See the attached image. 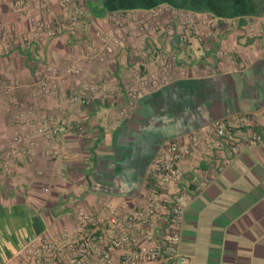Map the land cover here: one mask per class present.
Returning <instances> with one entry per match:
<instances>
[{
    "label": "crops",
    "instance_id": "crops-1",
    "mask_svg": "<svg viewBox=\"0 0 264 264\" xmlns=\"http://www.w3.org/2000/svg\"><path fill=\"white\" fill-rule=\"evenodd\" d=\"M49 1L47 17L54 19L57 0ZM74 2L82 10L76 38L61 33L23 46L40 12L30 5L19 12L0 5V17L12 30V39H0V147L21 137L9 171L0 168V264H17L31 239L71 229L79 209L135 206L147 190L153 157L170 142L243 113H256L264 123V0ZM162 5L207 14L220 25L211 38L194 37L184 49L175 35L140 36L137 18L147 20ZM115 14L131 19H124L122 37L106 61L97 63L94 50L119 29L111 19ZM251 28L257 34L248 35ZM142 38L147 49L155 43L176 52L183 74L131 100L122 87L146 65L147 55L134 57ZM44 62L82 71L50 96L38 97L33 86ZM102 69L107 85L93 98L88 87ZM71 92L92 102L70 105L65 99ZM44 115L60 129L52 144L37 133ZM179 252L184 260L178 264H264V141L241 151L200 194L188 197Z\"/></svg>",
    "mask_w": 264,
    "mask_h": 264
},
{
    "label": "built area",
    "instance_id": "built-area-1",
    "mask_svg": "<svg viewBox=\"0 0 264 264\" xmlns=\"http://www.w3.org/2000/svg\"><path fill=\"white\" fill-rule=\"evenodd\" d=\"M2 4L18 12L27 5L35 6L40 12L30 22L28 35L20 46L24 41L40 44L46 38L61 33L72 38L78 35L82 10L74 0H57L59 11L54 19L47 17L51 12L49 0H0ZM167 12L174 18L179 16L177 25L167 23L164 32L169 36L175 35L180 49L192 46L194 37L191 34H196V39L201 41L202 35L211 37L220 25L207 14L162 5L150 10L146 14L147 20L137 18L140 31L150 33L157 30L152 22L154 17ZM111 19L119 29L113 37L103 39L99 50H94L97 63L105 62L112 53L118 38L122 37L124 19L130 20L131 17L115 14ZM201 29L206 31L202 33ZM254 34H257L255 29L248 30V35ZM6 36L12 39V30L5 26L0 17V39ZM140 43L134 55H147L146 65L135 70L132 79L122 87L126 98L131 100L142 91L165 86L177 74H183L181 67H177L176 54H172L170 59L165 58L164 53L168 52L165 45L156 46L153 43V47L147 49L143 38ZM10 47V42L5 44L6 50ZM81 71L79 67L59 70L44 62L41 77L33 86V91L38 97H48L61 83ZM97 75L98 80L88 87L93 98L99 97L100 87L107 85L108 73L102 69ZM65 100L70 105L80 106L92 102L91 98L73 92ZM23 106L27 108V113L33 111V106L19 105L20 108ZM23 117L25 113L21 112L18 118L21 120ZM260 118L256 113L226 117L203 125L184 139L170 142L153 157L147 190L135 206L119 210L107 204L101 209H79L71 229L24 243L17 264H178L184 260L179 252V241L188 197L200 194L241 151L264 141V123ZM52 121L49 116H41V124L37 128V133L50 144L60 133L57 126H52ZM20 138L14 135L9 145L0 147V168L4 172H8L14 162V145ZM30 145L36 147V142ZM49 153L52 157L57 156L55 150ZM185 162L189 163L188 168L183 166Z\"/></svg>",
    "mask_w": 264,
    "mask_h": 264
},
{
    "label": "rangeland",
    "instance_id": "rangeland-1",
    "mask_svg": "<svg viewBox=\"0 0 264 264\" xmlns=\"http://www.w3.org/2000/svg\"><path fill=\"white\" fill-rule=\"evenodd\" d=\"M168 13L169 12L164 13V14L161 13L162 16L154 17V20L152 22H153V24L155 26H157V30L155 29V30H153L150 33H147V32H145V33L143 32L142 33V31H140L137 23L134 26L135 27L137 26L136 28H137V31H139L140 36H143L144 35L145 37H148L149 39H152L153 38L152 36H155L156 37L155 39H159L160 36H159L158 33L161 32V31H163V32H161L162 34L163 33H166V32H164V28L167 25V23L177 25V17H179V16H177L176 18H174L172 15L170 16ZM158 26H161V27H158ZM203 30L205 31V29H201V32ZM191 35H193V37H196V34H191ZM167 36H169V35H167ZM137 37H138V34H137ZM211 37H207V36L205 37L204 35H202V38H203L202 40H206V39L211 38ZM157 42H159V41H157ZM164 54L166 55L165 58L170 59V57L172 56V54H176V52L169 51V52H165ZM140 56H143V55H136L134 57H140ZM144 56H145V54H144ZM179 60H180V58L177 57L176 61H179Z\"/></svg>",
    "mask_w": 264,
    "mask_h": 264
},
{
    "label": "trees",
    "instance_id": "trees-1",
    "mask_svg": "<svg viewBox=\"0 0 264 264\" xmlns=\"http://www.w3.org/2000/svg\"><path fill=\"white\" fill-rule=\"evenodd\" d=\"M170 6V5H169ZM170 7H172V6H170ZM173 8H175V7H173ZM175 9H177V8H175Z\"/></svg>",
    "mask_w": 264,
    "mask_h": 264
}]
</instances>
